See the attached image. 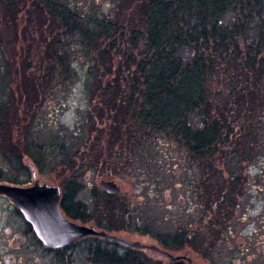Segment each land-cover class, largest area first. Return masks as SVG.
I'll use <instances>...</instances> for the list:
<instances>
[{"label":"trees","instance_id":"obj_1","mask_svg":"<svg viewBox=\"0 0 264 264\" xmlns=\"http://www.w3.org/2000/svg\"><path fill=\"white\" fill-rule=\"evenodd\" d=\"M13 2L3 0L8 9L0 11L5 29H10L7 41L0 42L8 50L6 61L0 54L3 159L20 167L26 164L41 170L50 165L53 156L97 171L110 164L104 173L119 177L125 176L128 164L136 166L140 162L150 167L158 163L154 160L158 154L153 143L159 138L172 140L203 160L200 169L189 179L190 190L201 203L199 211L206 216L208 228L218 232L219 227L226 226L234 217L237 191L241 188L234 181L238 178L229 173L223 175L224 171L218 175L215 168L219 161L228 166L238 155L249 156L255 146H264L263 137L253 131V124L249 127L256 107L264 108V0H139L138 18L143 30L103 17L90 27L72 9L54 7L50 1L43 0L51 16L60 19L67 34L78 35L82 42L93 46L98 53L97 63L102 64L105 56L110 57L111 67L116 56L124 60L116 76L113 77L112 68L110 77L97 86L99 102L91 103L89 111L80 114L74 129L57 130L48 148L36 133L33 115L39 100L36 99L38 84L25 67L28 59L22 60L19 51L21 48L24 51L22 46L28 41L30 29L19 27L18 22L24 14L30 20L31 14L26 17L30 0H16L15 5ZM12 9L16 17L10 12ZM142 43L145 51L139 57L136 51ZM184 50L189 51V58L182 55ZM56 57L64 63L60 54ZM122 66L126 71H121ZM12 70L13 93L11 99H5L2 83ZM248 83L252 91L238 102L234 90L241 87L236 85L248 86ZM245 120L247 128L241 129L240 123ZM104 145L109 152L106 159ZM3 173L6 174L0 169V177ZM61 184L72 192L80 181L68 177ZM105 196L109 201L102 209L97 203V213L114 217L141 212L142 205L122 192L105 193ZM74 204L81 214L82 204ZM190 219L192 216L188 214L185 227L171 236V248L190 250L196 246L192 231H199L200 227L191 224ZM96 224L105 226L100 220ZM131 224L128 220L112 219L105 228L129 230ZM252 247L253 244H247L243 248L245 255Z\"/></svg>","mask_w":264,"mask_h":264},{"label":"rangeland","instance_id":"obj_2","mask_svg":"<svg viewBox=\"0 0 264 264\" xmlns=\"http://www.w3.org/2000/svg\"><path fill=\"white\" fill-rule=\"evenodd\" d=\"M48 1L54 7L72 9L77 16L83 18L84 24L90 27L97 18L103 17L109 21H118L123 26L135 25L139 30H143L138 18L139 0ZM22 4L25 8V3ZM29 6L26 17L31 14L30 20L25 18L24 14L18 23L19 27L27 26L31 35L28 34V41L22 46L25 53L22 48L18 50L22 60L28 59L25 61V67L34 75L38 84L36 99L39 100H36L33 115L35 126L38 128L36 133L48 148L57 130L64 128L71 131L75 128L80 114H86L91 103L99 102L97 86L101 80L110 77L112 68L113 77L116 76L117 68L124 60L116 56L114 66L111 67L110 57L105 56L102 64L97 63L98 53L92 48L93 46L89 47L87 42H82L78 35L67 34L60 19L51 16L43 0H30ZM2 8L8 9L4 7L3 0H0V11L3 12ZM10 12L13 13V17H16L13 9ZM2 22L4 20L0 19V42L7 41L6 34H10L9 27L5 29ZM143 43L136 51L139 57H142V52L145 51ZM17 46L16 44L15 47ZM6 52H8L7 48L0 45V54L4 56L5 61L7 60ZM188 52L184 50L182 55L189 58ZM59 54L63 57L64 63L57 59L56 55ZM95 63L99 64L97 69ZM122 70L126 71L124 66L121 67ZM14 81L12 70V74L2 83L5 99H11ZM236 86L242 88V90L241 88L234 90L238 102H241L252 88L250 84ZM254 112L249 127L253 124V131H256L260 138L263 137L261 142L263 144L264 108L258 106ZM247 124L246 120L242 121L241 129L247 128ZM258 126L261 129L259 132ZM177 143L172 140L157 139L153 143V150L157 151L158 156L154 160H158V163L150 167L140 162L136 166L127 163L128 168H124L125 176L120 175L121 177H111L104 173V169L107 170L110 164L100 171H97V168L90 170L88 167H77L66 160H61L58 156H53V159L49 161L50 165L42 168L38 177L49 184H61L68 177L77 178L80 186L82 184L87 192V195L80 199L88 204L91 200L90 205L93 207L96 220H128L132 222L128 225L129 230L142 234L174 236L188 223V214H190L191 224H197L196 226L200 229L196 230L197 232L192 231L198 247L191 246L188 255L199 264H264V146L261 148L255 146L254 152L249 156L238 155V158L231 160V165L224 166L219 161L220 165L216 166L218 175L220 171H224L223 175L229 173V176L231 174L232 177L238 178L233 180L241 188L237 191L238 200L233 219L226 226L219 227L217 232L208 228L205 222L206 216L199 211L201 203L190 190L189 176L200 169L199 166L203 160L190 155L181 144ZM104 148L106 159L109 152L105 145ZM116 165L120 167V162L117 161ZM0 169L13 173L17 184L24 183L33 176L31 166L25 164V167H20L9 159L4 160L1 155ZM73 174L75 175L72 176ZM101 179L120 183L122 195L142 205L140 214L136 212L138 215L113 217L109 213H97V203L102 209L104 203L109 201L105 192L99 187ZM32 183H34L33 180ZM118 225L123 226V224ZM247 244H253V247L245 255L243 248Z\"/></svg>","mask_w":264,"mask_h":264},{"label":"flooded vegetation","instance_id":"obj_3","mask_svg":"<svg viewBox=\"0 0 264 264\" xmlns=\"http://www.w3.org/2000/svg\"><path fill=\"white\" fill-rule=\"evenodd\" d=\"M40 171L39 168L34 169L32 179L29 177L20 184H17L13 173H3L0 185L30 187L38 178L43 185L58 186L61 191L60 209L67 219L105 231L116 239L89 234L68 245L50 247L39 237L35 226L16 202L6 193H0V264H199L189 261L188 249L171 248V234L154 236L130 230L109 231L105 226H109L110 220L105 219V226L96 224L91 200L88 204L80 199L87 195L82 184L74 185V190L69 192L62 184L43 182L38 177ZM75 202L82 204L81 214ZM135 242L142 246L132 245ZM171 254L183 257L174 261Z\"/></svg>","mask_w":264,"mask_h":264},{"label":"water","instance_id":"obj_4","mask_svg":"<svg viewBox=\"0 0 264 264\" xmlns=\"http://www.w3.org/2000/svg\"><path fill=\"white\" fill-rule=\"evenodd\" d=\"M99 186L108 194H118L122 191L121 186L114 180L102 179ZM0 193H6L16 202L35 226L40 238L50 247L68 245L89 234L116 239V236L105 231L69 221L60 209L61 191L57 186L42 185L39 179H36L35 184L30 187L1 184ZM121 241L128 243L125 240ZM132 245L142 246L139 242ZM182 257L171 254L174 261ZM189 261L193 262L191 258Z\"/></svg>","mask_w":264,"mask_h":264}]
</instances>
